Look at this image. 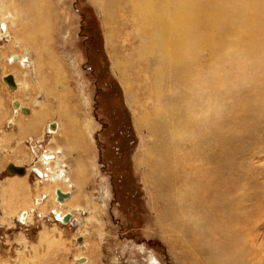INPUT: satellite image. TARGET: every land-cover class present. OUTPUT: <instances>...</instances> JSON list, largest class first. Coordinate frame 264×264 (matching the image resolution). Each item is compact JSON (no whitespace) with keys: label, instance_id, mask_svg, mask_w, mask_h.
I'll use <instances>...</instances> for the list:
<instances>
[{"label":"rangeland","instance_id":"rangeland-1","mask_svg":"<svg viewBox=\"0 0 264 264\" xmlns=\"http://www.w3.org/2000/svg\"><path fill=\"white\" fill-rule=\"evenodd\" d=\"M15 1L22 17L17 28L25 23L28 28L21 37L18 34L23 50L32 51V57L40 64L37 74L27 65L28 76L23 67H17L18 63L12 60L10 63L9 57L21 50L8 43L0 31V77L2 72L17 73L18 82L13 92L0 78V193L5 177L10 175L6 167L16 164L26 168L27 189L35 194L31 203H26L16 214L4 215L0 209V264H228L230 259L231 264H264L263 254L261 259L252 258L251 262L243 257L231 258L228 250L233 249L235 237L228 232L227 235L220 233L226 240L219 238L217 227L225 221L212 211L206 212L209 201L205 193L197 189L201 200L194 197L195 190L191 187L196 182L184 181L183 172L179 173L182 177L179 181L187 190L182 192L181 200H175L180 204V211L184 207V214L174 218L160 212L162 198L158 196L159 187L152 181L155 174L151 153L162 150L161 145L166 144L165 156L171 161L174 159V164L177 154L169 141L171 137L164 135V143L161 135L139 124L143 114L154 113L158 88L150 72L136 60L140 41L129 21V8L120 3L118 12L111 15L115 18L107 23L101 8L106 0H44L52 9L51 20L40 16L35 28L34 24H28L34 18V6L25 0ZM227 30L228 40L218 54L222 59L216 61L214 71L217 69L219 75L228 76L235 70L234 78L227 82L228 92L225 94L222 87L217 88L220 92L214 99L213 115L218 124L222 118L216 115H229L235 100L233 95L237 93L236 100L243 97L257 76L262 93L259 97L264 96V23L260 38L256 39L259 48L249 56L240 55L234 29L227 26ZM10 35L14 36L12 30ZM32 41L38 44V51L32 49ZM204 49L200 50L203 64L209 56ZM229 54L230 60L237 57L238 65L230 66L226 58ZM122 64L126 68L119 71L117 65ZM249 68L251 73L246 75ZM25 82L28 87L23 91ZM174 87L168 79L159 89L162 95H168L170 90L178 91ZM202 90V97L197 99L200 102L195 105L199 120L209 115L207 92L205 88ZM12 100L21 101L30 114L15 112ZM255 116L245 125L238 118L235 121L240 123L231 122L245 144L235 154L233 175L236 180L241 179L244 195L249 193L253 197L244 210L255 212L261 208L255 219L257 244L261 246L260 242L264 241V115ZM31 118L36 120L31 122ZM50 125L54 131L49 130ZM191 145H181L179 153L189 150ZM56 147H61L63 176L74 184L71 189L67 181L54 185L51 180L43 181L31 172L34 167L43 170L44 166L35 160L40 151L45 148L53 151ZM147 160L150 166L144 164ZM22 186L15 183L10 191L15 195ZM56 188L70 193L65 205L54 200ZM234 188L238 193V181ZM39 198H43V203H36ZM197 204L205 210H189ZM53 209L70 214V221L61 223ZM22 212L28 213L24 219ZM251 225L253 228L254 223ZM234 226L229 228L237 235L245 230L240 225L236 230Z\"/></svg>","mask_w":264,"mask_h":264},{"label":"bare ground","instance_id":"bare-ground-1","mask_svg":"<svg viewBox=\"0 0 264 264\" xmlns=\"http://www.w3.org/2000/svg\"><path fill=\"white\" fill-rule=\"evenodd\" d=\"M25 1L33 5L35 10L34 18L28 24H34L36 28L40 16L51 20L50 13H52V9L46 1ZM120 3L129 8L128 18L133 23L140 41L136 50V60L141 62L145 69L150 72L151 80L157 84L158 88V94L155 93L158 95L156 96L158 105L154 113H146L141 116L139 120L140 126H144L149 132L161 135L164 143L166 138L164 135L168 136L169 139L171 137L172 140L169 141L175 147L177 155L180 152L178 148L181 145L192 144L190 146L192 147L191 149L188 146L189 150L183 149L179 153L180 156L176 155L177 163L175 164L172 163L174 159L171 161L170 158L165 156L166 144L161 145L164 147L162 150L151 153L155 174L152 181L155 187H159L157 189L158 196L162 198L160 212L162 211L165 217L174 216V218H177L185 211L184 207L180 211V204L177 205L175 200H181L184 194L182 192L187 190L184 184L179 181L182 178L179 177V173L183 172L184 181L187 182L188 180L191 182L193 180L196 182V185L191 187L192 190H195L194 194H192L194 197L197 196V189L205 193V198L209 201L207 202L208 208H205L207 209L206 212L212 211L225 221L224 225L222 224L223 226L218 225L220 227H217L216 234L218 236L220 233L227 235L229 232L230 236L235 237L233 249L228 250V253H231V258L233 256L237 259L243 257L249 262L253 261L252 258L257 259L259 257L261 259L262 254L264 255V241L263 243L260 242L261 246L257 244V226L255 228V219L261 208L255 212H246L244 210L253 197L249 193L244 195L245 190L242 189L243 183L241 179L238 178L236 180L234 178L233 170L235 166L233 161L235 154L241 151L245 144L236 135L231 126V122L240 123L239 121L241 120L245 125L252 120V115H264V96L261 99L259 97L262 93L258 85V76L253 80L252 84L249 81L251 86L243 97L239 96V99L236 100L238 97L237 93L233 95L235 100L231 104L232 111L229 112V115H216L222 118L220 124L214 120L213 109L214 99L217 93L220 92L217 88L222 87L223 92L226 94L229 87L227 82L229 79L234 78L235 68L230 71L228 76H225L224 73L219 75L217 69L214 71L216 61H219L222 56H218V54L226 43L227 26H231L234 29V34L233 32L232 34L237 38L235 44L239 47L240 55L249 56L253 54L259 48L257 47L258 40L256 39L260 38V32L263 29L264 0H106L101 5V8L105 12V21L107 23L111 22L112 18H115V16L111 18V15L118 12ZM17 4L15 0H0V31L4 32V38H6L8 43L19 47L21 50L19 54L11 55L9 62L11 63L12 60L13 63H18L19 66L17 67H23L24 73L29 76L27 65H31V70L37 74L40 62L32 57V51L25 52L23 50L19 37L28 28L26 23L17 28L22 18L21 10ZM10 30L13 31L14 36L10 35ZM18 34H20L19 37ZM37 46L36 41H32V49L34 51H38L39 48ZM203 48H205L204 51L209 52L206 55H209L208 59L210 61L207 59L206 63L204 62L205 64L202 63V58L200 57L202 53L200 50ZM230 54L226 57L230 66L238 65L237 57L230 60L232 58ZM122 65H117L119 71L125 70L126 65ZM8 73L2 72L0 77L5 85L7 84L4 82V77L10 75L11 72ZM247 73H251V68H249L248 72H245L246 75ZM11 75L14 76V82L17 84V73L16 75ZM168 79L172 85H175L174 89L178 91L170 90L168 95H162L163 91L159 89V86L164 82L166 83ZM125 81L131 84L128 79H125ZM26 85H28L27 82L22 85L21 90L25 91L28 87ZM202 88H205L207 92L206 110H209V112L207 111L209 115H206L207 117L203 119L201 116L199 120L198 113L195 111L198 106L195 105L200 102L197 99L202 97ZM192 96L194 99H192ZM12 102L15 112L24 109L21 101L12 100ZM189 105L190 109H188ZM202 111L203 108H201ZM216 112L218 113V111ZM37 117L42 118L41 115ZM235 118H238L239 121L236 122ZM35 120V118L30 119L31 122ZM205 124L207 125L206 127ZM49 130L54 131L51 128ZM51 133L54 135V132ZM239 133L242 132L240 131ZM242 134L244 135V133ZM79 146L82 147V142H80ZM42 151L43 153H40L38 158L40 164L44 167L43 170L38 167L33 168L36 176L43 181L51 180L53 183H50L54 185L58 181L65 183L67 176H63L65 174L62 169L64 166L62 157H59L62 152L61 147H56L53 151L45 148ZM52 164H55V166L51 168ZM144 164L150 166L148 160ZM237 181L240 183L239 191L241 193L239 191L237 193L236 188H234ZM178 183L180 184L176 187ZM67 184L70 189L73 188V183L67 181ZM57 189L62 193H68L56 188L53 191L55 201V191ZM68 199L63 202H56L59 204L64 203L65 205ZM198 199L201 200L199 197ZM36 203H43V198L36 199ZM198 204L197 207H190L189 210H205L202 209L201 204ZM183 205L185 204L183 203ZM202 205L206 206V204ZM53 213L57 220L66 215V212L57 209H53ZM25 215H28V213L22 212L21 218L24 219ZM200 220L204 225H209L208 223V225L205 224L204 219ZM211 222L213 221L211 220ZM251 222L254 223L253 228ZM213 223H210V225ZM237 225L245 228V230H241L242 234L240 235H237L229 228L234 226L236 230H239ZM219 238L221 240L227 239L221 235ZM230 260L229 263L231 262Z\"/></svg>","mask_w":264,"mask_h":264},{"label":"crops","instance_id":"crops-1","mask_svg":"<svg viewBox=\"0 0 264 264\" xmlns=\"http://www.w3.org/2000/svg\"><path fill=\"white\" fill-rule=\"evenodd\" d=\"M5 179L6 181L3 182L4 187L2 186L0 193V209L4 215H13L16 214L19 209L23 208L26 203H31L35 192L32 193L29 189H27V182L24 176H15L10 174L5 177ZM15 183H20L23 186L22 190L20 189L19 191H16L17 194L14 195V192L12 191V193L10 189L12 190L15 188ZM6 188L8 190H6ZM8 198L10 201H8Z\"/></svg>","mask_w":264,"mask_h":264},{"label":"water","instance_id":"water-1","mask_svg":"<svg viewBox=\"0 0 264 264\" xmlns=\"http://www.w3.org/2000/svg\"><path fill=\"white\" fill-rule=\"evenodd\" d=\"M4 82L9 86L11 87L12 89H15L16 86H15V83H14V80L12 79V76L10 75H7L6 77H4ZM22 111L24 113H27L28 110L27 109H22ZM54 126L53 125H50V128L52 129ZM7 172L10 173V174H17V175H24V168L22 167H16L12 164H9L6 168ZM55 195H56V201L57 202H63L64 200H66L68 197H69V194L68 193H62L59 189H57L55 191ZM70 214H66L64 215L59 221L63 224H67L69 221H70Z\"/></svg>","mask_w":264,"mask_h":264},{"label":"flooded vegetation","instance_id":"flooded-vegetation-1","mask_svg":"<svg viewBox=\"0 0 264 264\" xmlns=\"http://www.w3.org/2000/svg\"><path fill=\"white\" fill-rule=\"evenodd\" d=\"M10 76H12V79L14 80V78H13L14 76L11 75V74H10ZM14 83H15V86H16L15 89H12V88L9 87L8 85H7V89L10 90V91L12 90V91L14 92V91L18 88L16 82H14ZM8 87H9V88H8ZM10 102H11V101H10ZM24 109H27V110H28V114H30V111H29L28 108H24ZM18 111H20V110H18ZM20 112H22V111H20ZM40 153H43V151L41 150ZM40 153H39V154H40ZM38 157H39V156H38ZM38 157L35 159L36 161H39V158H38ZM15 165H16V164H15ZM16 166H17V165H16ZM19 167H21V166H19ZM6 168H7V167H6ZM22 168H23V167H22ZM5 170H6V169H5ZM24 170H25V171H24V175H25L26 172H27V171H26V168H24ZM31 172H32L34 175H36V174L34 173V169H33V168L31 169ZM9 174H10V173H9ZM27 174H28V173H27ZM11 175H12V174H11ZM24 175H17V176H24ZM15 176H16V175H15ZM68 194H69V193H68ZM69 197H70V195H69ZM49 213H50V212H49ZM75 224H76V222H75Z\"/></svg>","mask_w":264,"mask_h":264}]
</instances>
